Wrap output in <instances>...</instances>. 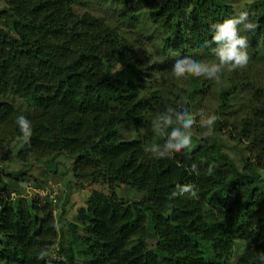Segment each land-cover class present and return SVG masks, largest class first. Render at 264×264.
<instances>
[{"label":"trees","instance_id":"1","mask_svg":"<svg viewBox=\"0 0 264 264\" xmlns=\"http://www.w3.org/2000/svg\"><path fill=\"white\" fill-rule=\"evenodd\" d=\"M90 1L120 13L104 21L77 10ZM235 7L232 0H0V171L24 139L16 153L24 166L6 174L12 185L33 177L36 163L57 173L66 155L78 188L91 189L70 220L68 200L57 217L50 193L5 200L0 264H264V0L243 7L259 25L240 27L247 67L225 68L219 80L176 78L147 50L215 60L212 25ZM205 98H217L219 119L197 147L162 159L145 152L167 136L152 129L157 115L168 107L195 115ZM19 115L31 122L30 137ZM123 125L134 128L132 138H123ZM223 131L243 145L242 166L225 150ZM177 184L194 185L196 195L170 198ZM125 186L144 199L121 196ZM14 187L8 191L21 193Z\"/></svg>","mask_w":264,"mask_h":264},{"label":"clouds","instance_id":"2","mask_svg":"<svg viewBox=\"0 0 264 264\" xmlns=\"http://www.w3.org/2000/svg\"><path fill=\"white\" fill-rule=\"evenodd\" d=\"M249 16V11L241 7H235L232 16L225 18L222 22L213 24V36L210 43L215 45L211 49L215 60H198L192 57L176 59L171 68L174 77L194 76L199 78L203 76L207 79L219 80V74L225 68L231 72L247 67L249 42L247 37L240 34V27L242 26L244 31H255L259 27L256 22L249 19ZM181 100H183V97H181ZM183 102L187 103V101ZM218 119L219 117L215 113L206 115L201 111L199 113V127L211 130ZM196 123V116L190 113L187 108L177 110L168 107L164 112L157 115L152 122V129L155 133L158 135L167 133L165 142L163 144L154 142L145 146V152L150 153L156 159H162L170 158L175 153L189 149L192 144V129ZM16 124L25 137L32 135L31 122L24 115L17 116ZM170 128L171 131L169 132ZM214 168L215 165L210 164L206 170L207 174L211 175ZM196 170L197 166L193 164L191 171L196 172ZM36 190L40 191L39 189ZM184 194L195 196V186L192 184H177L170 194V198ZM47 255L48 253L42 250L38 258L45 259Z\"/></svg>","mask_w":264,"mask_h":264},{"label":"rangeland","instance_id":"3","mask_svg":"<svg viewBox=\"0 0 264 264\" xmlns=\"http://www.w3.org/2000/svg\"><path fill=\"white\" fill-rule=\"evenodd\" d=\"M233 4L236 7L243 8L247 2V0H232ZM77 10L79 12L89 11L92 14L100 17L104 21H109L111 19H115V17L120 13V9L117 10L116 7H112L110 5H103L99 4L97 1H90L87 4L83 5H77ZM150 34V33H149ZM152 45V43H151ZM149 56L152 54L154 55L159 62H163L164 66L167 70H170L175 62V54L171 51H165L163 52L160 47L156 48L154 46H149L147 48ZM116 69H120V66H116ZM264 80V79H263ZM175 81L172 79V82ZM164 88L169 85V82L162 83ZM161 82L157 84V86H162ZM166 84V85H165ZM165 92V91H164ZM206 99V98H205ZM202 100V102H199V106L195 109L194 114L196 116L198 128L193 130V138H192V144L190 146V149L197 147V144L200 142V138L204 136L207 133H212L214 131V126L211 130L208 129H202L199 127V113L203 111L206 115L214 113V109L217 108L218 100L217 98L212 99H206ZM9 100L12 102L13 105H15L18 108L24 109V106L21 101L18 99H15L13 97H10ZM248 104V101L247 103ZM121 132L123 138H132L134 136V128L131 126H121ZM221 142L224 144L225 150L237 160V162L241 165V151L244 152L242 149L241 143L233 140L229 134L226 131H223L220 137ZM25 142L24 139H19L14 142V155L12 158L7 160L4 164L1 166V174L2 178H0V190H3V187H8L9 185L13 186L8 188L9 191L11 189H15L17 186L20 188L21 195L29 196L30 198H33L35 196L44 197L47 193L46 191H50V198L53 200V210L54 214L59 217L58 215L62 214V207L63 204L68 200L66 211H64L65 217L70 219H74L80 208L86 205L87 199L91 195V189L88 187V184H86L85 188H78L77 181L74 178L73 173L71 172V168L73 166V159L67 157L66 155L59 156L58 158V167L59 171L52 172L49 170V168L44 163H36L28 170L32 174L33 177L29 178L27 181H22L19 185L13 184L10 177H8L6 174L8 172H11L13 170L20 169L24 166V163L17 157L16 153L18 152L19 148L22 146V144ZM241 149V150H240ZM245 153V152H244ZM32 182V183H30ZM41 185L42 188L47 187L44 191H36L39 192L37 195L35 194V190H33V187ZM88 187V188H87ZM7 189V191H8ZM2 192V191H1ZM120 195L130 199L131 201H136L140 199H144V194L131 189L128 186H125L123 190H120ZM38 197V198H39ZM44 199V198H42ZM15 200V199H14ZM11 201V200H10ZM156 238L152 232L148 234V245L150 248L155 247ZM243 251L242 246H239L237 250L235 251V259L236 257L241 254ZM56 253H53V257H55ZM67 264H72L69 262L68 259H66ZM77 264V263H76ZM81 264V263H79Z\"/></svg>","mask_w":264,"mask_h":264},{"label":"built area","instance_id":"4","mask_svg":"<svg viewBox=\"0 0 264 264\" xmlns=\"http://www.w3.org/2000/svg\"><path fill=\"white\" fill-rule=\"evenodd\" d=\"M33 190H36L33 188ZM2 191V192H1ZM37 191V190H36ZM47 193H50L48 191H46ZM19 196V193L18 192H15V191H12V192H9V191H6V190H0V208L3 204V202L5 200H14L16 199L17 197Z\"/></svg>","mask_w":264,"mask_h":264}]
</instances>
